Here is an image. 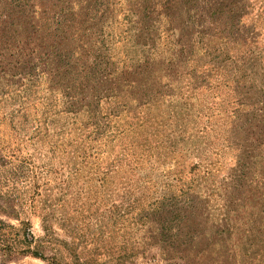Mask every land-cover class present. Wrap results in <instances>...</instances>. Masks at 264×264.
<instances>
[{"label":"rangeland","instance_id":"obj_1","mask_svg":"<svg viewBox=\"0 0 264 264\" xmlns=\"http://www.w3.org/2000/svg\"><path fill=\"white\" fill-rule=\"evenodd\" d=\"M0 221V264H264V0H0Z\"/></svg>","mask_w":264,"mask_h":264},{"label":"trees","instance_id":"obj_2","mask_svg":"<svg viewBox=\"0 0 264 264\" xmlns=\"http://www.w3.org/2000/svg\"><path fill=\"white\" fill-rule=\"evenodd\" d=\"M3 227H10V228H16L14 226H9V225H6L4 222L0 221V231L2 230ZM17 229V228H16ZM23 238H24V241L28 244V245H31L32 244V239L31 238V235H30V232L25 231L24 234H23ZM0 237H1V232H0ZM1 239V238H0ZM0 247H5V246H2L1 242H0ZM4 249V248H3ZM6 249V248H5ZM7 249H10L7 247ZM6 251V250H5ZM23 251L22 254H25V253H28V252H25V251H29V250H21ZM30 254V252H29ZM31 255H33L34 257H37V258H41L43 260H49L48 258H46L41 252H34V253H31Z\"/></svg>","mask_w":264,"mask_h":264}]
</instances>
